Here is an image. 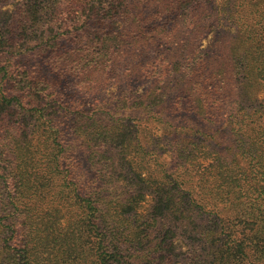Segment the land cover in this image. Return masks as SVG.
Segmentation results:
<instances>
[{"label": "trees", "instance_id": "16d2710c", "mask_svg": "<svg viewBox=\"0 0 264 264\" xmlns=\"http://www.w3.org/2000/svg\"><path fill=\"white\" fill-rule=\"evenodd\" d=\"M205 1L21 0L0 18V54L19 42L52 54L74 30L94 29L66 49L87 65V87L121 61L150 81L112 115L61 100L50 114L69 118L61 128L34 102L48 94L35 72L0 65V111L26 116L30 106L39 117L22 131L0 120V264H264V32L243 34L250 22L264 27V0H233L230 13L244 19L239 43L217 50L219 59L199 51L202 17L223 14ZM158 121L171 161L150 130ZM78 137L95 170L88 185L71 167Z\"/></svg>", "mask_w": 264, "mask_h": 264}, {"label": "rangeland", "instance_id": "374dc122", "mask_svg": "<svg viewBox=\"0 0 264 264\" xmlns=\"http://www.w3.org/2000/svg\"><path fill=\"white\" fill-rule=\"evenodd\" d=\"M20 1L21 0H0V18L4 17L8 11V14H13ZM233 3V0H206L203 3L204 6L208 5L214 9H217L218 5L222 6L223 4V14L221 15L220 20L216 22H213L210 17H202L203 23H207L208 28L204 30V35L199 39V51L203 50L204 52H209V55H213L215 58L219 59L220 56L216 55L217 50H224L227 47L234 46L235 44L236 46L238 45L239 41H236L238 39L237 36L239 35L238 23H241L244 19L240 18L239 20L237 19V14L230 13V8L233 6ZM1 19L4 21V18ZM171 23L172 22H169V25H171ZM249 24L250 26H247V24L243 26V34L252 33L254 38L263 36L264 27H262L260 23L254 21ZM89 37H95L94 29H91L90 32L87 33H83L81 30H74L73 37L63 39L60 43L62 48L58 46V51L55 52L52 50V54L49 48L44 49V46L41 48L38 46L39 48L35 47V49H33L30 46L24 45L23 42H19L15 48L11 49V51L3 50L0 54V65H8L7 67L10 70L9 74H12L15 70V68H12L11 65H17L21 70L24 68L35 72L34 76L36 85L34 86L36 88L45 87L48 94L41 91L39 96L34 97V102L38 105L46 103V109L44 110L46 117L49 116L48 118L53 121L52 123L54 125L59 124L61 128L66 127V123L69 118L56 114L57 120H55V115H53L52 118V115L50 114L55 113V110L59 107L60 101L63 99L65 101H76L81 99L80 102L77 103V106L84 110H91L90 112L93 115H95V110L98 111L101 108L109 107L111 108L109 114L112 115L113 111L119 113L120 111L123 112L124 110H127L131 100L126 97L130 95L139 97L150 84V81L140 79L138 77V72H136L137 64L135 61H121L119 66L113 69V72L108 75L107 80L101 82L97 89L92 90L89 86L87 87L85 82L86 76H79V73L83 71L84 67L87 65H83L79 62L78 57L75 54L76 52L73 53L71 51H67L66 49L72 47L78 48L79 45L81 43H85ZM220 37H222V39L217 40ZM254 38L250 39V41ZM262 44H264V41L259 42V45ZM225 60L226 57L223 52V63ZM0 75L2 78L4 76V72ZM19 79L20 78L17 80ZM2 82L3 84L4 82L7 83L10 87L13 85L14 88H16L15 85L17 86L18 84V81L10 79L9 77L3 79ZM59 91L61 93H59ZM44 95L48 96L44 97ZM121 95H123L122 98ZM96 97L106 100V102L104 101L105 103L102 102L104 103V106L99 105L101 103L96 100ZM115 104L118 105V109H115V107H117ZM25 109H28L26 116L24 114H18V110L13 108L9 111H4L5 113L0 111V120H4L6 126L14 125L22 131L27 128V124L29 122H34L36 124V122L39 121L38 115L33 112L30 106H27ZM106 112L108 113V111ZM129 118H132L133 124L139 123L136 117L133 116ZM151 127L152 129L150 130H152V133L157 138L164 136L166 127L162 122L158 121L152 124ZM224 127H226V124L223 121L214 125V128L218 130L217 135H223V132L225 131ZM181 136L187 137L188 134L184 131ZM38 137L39 136L36 138L38 140L37 142L33 141L36 145H39ZM73 137H76V135L70 132L68 134V138ZM42 139L45 138L42 136ZM215 141L216 144L214 143L212 145H215L217 149H222L223 141L219 138ZM71 145H73L72 154H74V158L70 159L73 163L71 167L76 169L77 177L80 178V181L88 185L94 177L95 170L88 161L87 145L83 141L82 137L72 142ZM159 148L163 151L164 156L168 161L173 159L172 151L168 149L167 143L164 142V137L161 139ZM143 209H146V206L142 208V210ZM183 250H185V248H183Z\"/></svg>", "mask_w": 264, "mask_h": 264}]
</instances>
